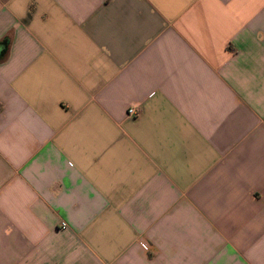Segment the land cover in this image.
<instances>
[{
	"label": "crops",
	"instance_id": "obj_1",
	"mask_svg": "<svg viewBox=\"0 0 264 264\" xmlns=\"http://www.w3.org/2000/svg\"><path fill=\"white\" fill-rule=\"evenodd\" d=\"M0 264H264V0H0Z\"/></svg>",
	"mask_w": 264,
	"mask_h": 264
},
{
	"label": "built area",
	"instance_id": "obj_2",
	"mask_svg": "<svg viewBox=\"0 0 264 264\" xmlns=\"http://www.w3.org/2000/svg\"><path fill=\"white\" fill-rule=\"evenodd\" d=\"M141 112V108L139 107V105H132L128 108L127 110V114L130 116V117H133V116H137L139 115ZM64 224V223H63Z\"/></svg>",
	"mask_w": 264,
	"mask_h": 264
}]
</instances>
